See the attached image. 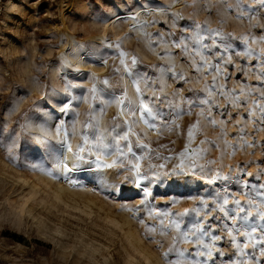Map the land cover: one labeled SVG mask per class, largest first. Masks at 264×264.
Segmentation results:
<instances>
[{"label":"rangeland","instance_id":"374dc122","mask_svg":"<svg viewBox=\"0 0 264 264\" xmlns=\"http://www.w3.org/2000/svg\"><path fill=\"white\" fill-rule=\"evenodd\" d=\"M217 2L218 0H110L109 3H105V0H0V113L3 114V119L8 122V127L12 128L34 104L43 101L51 89L63 95L65 79L62 80L61 77H64V72L68 73V81L82 85L81 89H74L73 94L84 91L87 95L86 89L91 87L93 75L100 79L108 77L115 83L119 76H113L112 69L119 66V59H113L118 57L117 50L100 49L101 54L107 55V64L98 62L95 55L84 56L85 67L77 70L75 63L81 57L70 54L69 48L76 44L85 46L80 49L83 53L89 50L88 46H99L102 41H119L121 49L129 54L128 59L136 55L141 62L138 68L153 79L159 76V72L152 68V65L167 66L175 63L177 71L182 70L191 81L190 84L184 85V94H187L185 90L189 87L200 92L203 86L210 84L213 76H216V90L212 95L215 105L213 117L218 122L225 119L227 123H218L217 127H213L202 120L203 128L196 133V144L193 146L205 137L217 141L220 147L210 148L207 156L208 159L217 161L212 167L228 174L230 170L246 165V171L255 175L260 167H264L259 163L264 160V147L261 146L264 144V126L253 123L254 117H242H246L247 109L252 107V101L256 99L248 93H258L260 90L261 81L258 76L264 70L260 67L259 59L264 51V40L261 39L264 37V10L256 14L251 21L247 18L238 19L234 12H225L222 7L219 12L213 8L212 14H209L205 6H212ZM228 2L232 3V0ZM41 3L45 7L38 15H34L33 10ZM245 3L256 7L254 0H245ZM89 4L93 7L90 8ZM120 7L121 11L115 13L114 10ZM177 13L182 19H175ZM62 19L68 24L72 40L60 25ZM21 20L27 21V24L22 25ZM195 24L201 25V35L207 37L208 29H220L232 41V48L228 53H223L221 49L225 58L232 56V62L222 66L223 75L204 69L203 75L198 76L189 67L192 55L185 57L179 49L171 46L174 37L167 35L169 31L175 33L176 37L181 33L190 36L195 29L185 28V25ZM158 32L166 37L167 43H150L149 37L145 36V33H148L152 41H156ZM244 36L249 37L247 42L242 39ZM220 39L217 37V43H220ZM210 42L205 40V43ZM249 48L253 50L252 56L235 55L236 52L244 53ZM165 50L172 55L164 56ZM209 58L211 62H217L211 55ZM65 60L68 61L67 64L64 63ZM196 60L199 61V57H196ZM127 79L125 77V80ZM164 79L165 92L171 93L176 83L168 79V74ZM221 85L223 89H220ZM16 89H20L18 99L6 110V98ZM129 92L131 95V89ZM200 94L205 95L202 92ZM146 95H150V92ZM236 97H239L241 102L246 101L247 106L243 103L239 107L232 106ZM88 108V103H79V121L86 119L84 114ZM225 108L234 118L219 115ZM117 111L114 104L106 109L100 117L101 128L110 125ZM256 115H259L258 110ZM194 121L195 116L182 117L178 123L185 130L184 136L165 133L160 142L179 152L185 144L186 127ZM23 122L24 120H21V123ZM81 127L82 124L78 123L77 129ZM139 127L144 128L142 124ZM257 127L261 130L257 131ZM220 128H224L226 133L223 139L219 138ZM241 128L244 129L243 139L249 144L255 141V147L243 146V140L240 139ZM225 140L234 147H226ZM148 141H152L151 146L156 147L154 131L148 133ZM171 141L175 143H170ZM78 143L79 136L72 138L73 147ZM106 171L113 175L115 170ZM82 176L80 178L84 187L69 186L72 191L59 200L46 186L47 180L54 183L56 180L36 172L20 170L10 164L5 158V153L0 151V264H149L144 260V256L132 247L128 236L132 232L138 237L139 244L152 253V261L166 264L163 255L171 245L175 233L163 237L155 235L156 241L162 240L164 243L163 247L158 248L155 243H150L144 238L143 228L132 214L121 210V204L138 206L142 197L123 200L106 198L105 193L99 189L94 190L95 186L90 177L84 179ZM245 179L252 178L246 176ZM25 181L30 182L31 187L34 184L37 192L36 199L33 197L34 199L31 198L28 202L23 196L29 193ZM258 182L264 183V178ZM219 183L217 181V185ZM247 191L244 189V192ZM153 194L157 206H162L172 197L178 198L180 203L172 207V211L176 212L194 207L198 198L206 195V192L205 187L189 194L187 191L161 186L158 190L153 189ZM235 194L242 203L246 201L247 197L239 190H236ZM252 212L253 222L259 223L255 216L256 209H252ZM113 218L122 221V225L115 226ZM229 225L231 226V222ZM220 235L226 237L227 233L220 232ZM238 240L242 244L245 242L243 236L238 235ZM218 246L226 253L221 259L228 256L235 258V249L224 240L218 242ZM179 247L187 249L188 252L195 250L194 245L189 243H181ZM245 251L249 254L255 251L260 264H264V256L259 255L258 247L254 250L249 244ZM171 258L176 259L175 254H172ZM242 259L245 264H255L247 258Z\"/></svg>","mask_w":264,"mask_h":264},{"label":"snow or ice","instance_id":"6c2138e0","mask_svg":"<svg viewBox=\"0 0 264 264\" xmlns=\"http://www.w3.org/2000/svg\"><path fill=\"white\" fill-rule=\"evenodd\" d=\"M109 2L110 0H105V3ZM254 2L255 8L246 4L245 0H232V3L228 0H218L215 5L205 6V10L212 14L213 8L219 12L222 7L225 12H234L238 19L247 18L251 21L256 14L264 10V0ZM113 6L115 7L114 4ZM43 7L45 5L41 3L33 10V14L38 15ZM89 7L93 5L89 4ZM175 19L182 17L177 13ZM20 22L22 25L27 24L24 20ZM190 27L195 29L190 36L181 33L176 37L175 33L169 31L167 35L174 37L171 46L179 49L185 57L192 55L189 67L198 76L203 75L204 69L223 75L222 66L230 64L232 56L225 58L221 49L223 53H228L232 48V41L220 29H208L209 34L206 37L201 35V25H185V28ZM145 36L149 37L150 43H167L166 37L159 32L156 33V41H152L148 33H145ZM217 37L221 38L220 43H217ZM206 39L211 42L205 43ZM242 39L247 42L249 37L244 36ZM261 39L264 40V37ZM83 47L85 46L76 44L69 48V53L81 58L95 55L102 64H107L108 58L106 54H101L100 49L117 50L118 57L113 59H119V66H114L112 73L113 76L118 75L119 79L113 83L108 77L100 79L93 75L91 87L86 89L87 95L84 91L73 94V90L81 89L82 85L65 81L63 95L51 89L43 101L34 104L24 114L27 119L21 117L12 128L8 127V122L0 113V151L5 153L7 161L22 171L51 177L72 188L84 187L80 174H85L91 178L94 190L99 189L105 193L106 198L123 200L141 196L138 206L121 204V210L132 214L142 226L144 238L150 243H155L158 248L163 247L164 243L162 240L156 241L155 235L163 237L175 233L171 245L163 255L166 264H245L242 258L260 264L255 251L249 254L245 249L251 244L254 250L259 248L260 256H264V210H261L264 208V183L258 182L264 178V167H260L255 175L246 171V165L238 166V169L224 174L212 167L217 164L215 159L207 158L210 148L220 147L217 141L205 137L193 146L196 144V133L203 128L202 120L213 127H217L218 123H227L225 119L218 122L213 117L215 105L212 95L216 90L217 77L213 76L212 82L205 84L200 92L189 87L185 90L187 94H184V85L190 84L191 81L182 70L177 71L175 63L167 66L152 65L151 67L159 72V76L152 74L155 76L153 79L138 68L141 62L136 55L128 59L129 54L121 49L119 41L105 40L99 46H88L89 50L81 53L80 49ZM171 55V52L165 50L164 56ZM209 55L217 62H211ZM235 55L250 57L253 50L249 48L246 52H236ZM196 57H199V61ZM259 59L260 67L264 69V51ZM64 63L67 64L68 61L65 60ZM166 74L168 79L176 83L171 93L165 92ZM125 77L128 79L125 80ZM61 79L64 80V77ZM258 80L261 81L260 90L258 93H248L256 99L252 101V107L247 109L246 117L242 119L254 117L253 123L264 126V103H260L264 101V70L260 72ZM220 89H223V85ZM19 92L20 89H16L6 98V110L17 101ZM147 92H150V95H146ZM201 92L205 95H201ZM80 102L89 105L84 114L86 119L82 122L78 119L80 113L77 111ZM241 103L247 106L246 101L241 102L239 97H236L232 106L239 107ZM113 104L118 111L112 117L110 125L101 128L100 117ZM219 115L234 118L227 108ZM184 116H195V121L187 125L184 147L176 152L160 141L165 133L184 136L185 130L178 123ZM21 120L24 122L21 123ZM78 123L82 124L79 130ZM141 124L143 129L139 127ZM256 130L261 128L257 127ZM153 131L156 133L155 148L151 146L153 142L148 141V133ZM240 132L244 147L256 146L255 141L249 144L243 139V128ZM225 135L224 128H220L219 138L223 139ZM76 136H79V143L73 147L72 138ZM170 143L174 144L175 141ZM225 146L234 147L226 140ZM261 146L264 147V144ZM259 163L264 165V160ZM105 170L115 171L111 177H107L101 175ZM246 176L252 179L246 180ZM193 178L207 180L209 185H215L205 188L206 195L200 196L194 207L187 208V211H172V207L180 203L176 197L170 198L162 206L155 204L153 186L159 189L168 185L169 188L179 189L191 184ZM217 181L220 182L219 185ZM230 188L233 190L230 191ZM244 189L248 191L244 192ZM236 190L247 197L244 203L237 198ZM129 193L131 195H128ZM252 209H256L255 216L259 223L253 222ZM148 221L154 223L150 224ZM220 232H226L227 236L220 235ZM238 235L244 237L243 244L238 240ZM221 240L235 249V258L228 256L221 259L226 256L218 246ZM181 243L193 244L195 250L188 252L187 249L179 247ZM172 254H175L176 259L171 258Z\"/></svg>","mask_w":264,"mask_h":264},{"label":"bare ground","instance_id":"6f19581e","mask_svg":"<svg viewBox=\"0 0 264 264\" xmlns=\"http://www.w3.org/2000/svg\"><path fill=\"white\" fill-rule=\"evenodd\" d=\"M121 11V7L114 10L115 13H118ZM63 20V19H62ZM139 24V22L137 23ZM136 24V25H137ZM63 29L65 30V33L67 36L70 37V40H72L73 38H71V34H70V31H69V27H68V24L63 20L62 23L60 24ZM84 59L85 57H82L80 58V60H78L76 64V69L77 70H80L82 68L85 67V62H84ZM67 71V70H66ZM68 72V71H67ZM64 79L65 81H68V73L64 72ZM104 176H107V177H111L112 174H110L109 171H104L103 172ZM83 175V176H82ZM80 176L85 177L87 178V176L85 174H80ZM26 185L29 187V193L28 194H25L23 195L24 198H26L27 202L29 201V199L31 198H35L36 199V196H37V192H36V189L33 187L34 184L32 185L31 187V184L30 182L28 181H25ZM203 185V186H202ZM36 186V184H35ZM46 186L49 187L52 192L54 193V196L61 200L62 198H64V196L66 194H68L69 192H71L72 190H70L71 188L69 187V185L65 184V183H62V182H59V181H56L55 183L54 182H51V180H47L46 181ZM123 186V185H121ZM165 186L166 188L168 187V185H163ZM129 187H131L129 185ZM202 187H210L209 184H208V181L207 180H203V181H200L199 178H193V182L191 184H189L188 186L186 187H182V188H179L180 190H183V191H187L189 194H192L193 192L195 191H198L200 188ZM31 188V189H30ZM169 188V187H168ZM154 190H158L156 187H153ZM172 189H175V188H172ZM128 195H131L130 193ZM33 198V199H34ZM33 201V200H32ZM27 205V204H26ZM112 221L114 222L115 226L118 224V225H122V221H119V220H115L114 218L112 219ZM117 225V226H118ZM130 231V229L128 230ZM126 232V231H125ZM132 232V231H131ZM126 235V234H125ZM128 235V233H127ZM126 235V237H127ZM129 236V241L132 245V247L137 250L138 252H140L141 255L144 256V260L146 259L148 261L149 264H159L158 262L155 263V261H152V253L149 251V249L145 248L144 246H142L141 244H139L138 242V237L135 236V234L132 232V234L128 235ZM128 238V237H127ZM128 240V239H127Z\"/></svg>","mask_w":264,"mask_h":264}]
</instances>
